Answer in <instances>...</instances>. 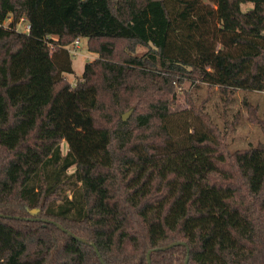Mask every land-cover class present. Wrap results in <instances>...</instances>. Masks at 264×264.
Segmentation results:
<instances>
[{"label": "trees", "instance_id": "obj_1", "mask_svg": "<svg viewBox=\"0 0 264 264\" xmlns=\"http://www.w3.org/2000/svg\"><path fill=\"white\" fill-rule=\"evenodd\" d=\"M7 17L0 264H101L44 220L104 264L174 243L150 264H264V144L229 152L202 106L171 108L184 80L264 90V0H0ZM76 38L95 57L72 84Z\"/></svg>", "mask_w": 264, "mask_h": 264}, {"label": "rangeland", "instance_id": "obj_2", "mask_svg": "<svg viewBox=\"0 0 264 264\" xmlns=\"http://www.w3.org/2000/svg\"><path fill=\"white\" fill-rule=\"evenodd\" d=\"M249 7H251L250 4L243 5L242 9ZM23 27L24 23L17 26L18 31H22ZM146 50L144 46H137L134 53L141 55ZM93 57L95 56L87 51L86 40L80 38L77 54L71 56L73 72L65 73V78L73 84L81 76L84 65ZM181 89L176 93L175 103L171 107L176 112L172 120L191 117L189 112L182 113L188 109L191 100L196 108L202 106L218 126L229 152L264 144V132L261 128V122L264 120V90L261 92L235 90L231 95L226 96L222 95L216 86L211 89L206 88L205 85L194 88L186 80L183 81ZM61 149L64 154L67 149L65 142L62 143Z\"/></svg>", "mask_w": 264, "mask_h": 264}, {"label": "water", "instance_id": "obj_3", "mask_svg": "<svg viewBox=\"0 0 264 264\" xmlns=\"http://www.w3.org/2000/svg\"><path fill=\"white\" fill-rule=\"evenodd\" d=\"M131 112H132V110H129L128 112L124 113V114L122 115V117H121L122 120L125 121V120L130 116ZM44 222H46V223L51 222V223L54 224L56 227H58L61 231L67 233V234H68L70 237H72L73 239H75V240H77V241H79V242H81V243L89 244L90 246H92V247L94 248L95 254H96L97 257H99V259H100V263H101V264H104L103 260L100 258V254H99L97 248L94 246L93 243H88L86 240H84V239H82V238H79V237L73 235L71 232H68L67 230H65L62 226H60V225L57 224V223H54V222L49 221V220H44ZM177 245L185 246L184 243H174V244H170V245H168V246H164V247H161V248H156V249L149 250V251L147 252V254H146V258H147L148 264H150L149 257H150V254H151L152 252H154V251L166 250V249H168V248H170V247L177 246ZM185 264H187V259L185 260Z\"/></svg>", "mask_w": 264, "mask_h": 264}, {"label": "built area", "instance_id": "obj_4", "mask_svg": "<svg viewBox=\"0 0 264 264\" xmlns=\"http://www.w3.org/2000/svg\"><path fill=\"white\" fill-rule=\"evenodd\" d=\"M10 21H11V17H7L3 22L0 23V26L5 27L8 25ZM22 23H24V27L22 31L28 32L29 26L23 18L19 19L18 23L15 26V29L18 30L17 26L21 25ZM79 41H80V38H76L71 44L68 45L67 49H68L70 56L77 54V49H79Z\"/></svg>", "mask_w": 264, "mask_h": 264}]
</instances>
